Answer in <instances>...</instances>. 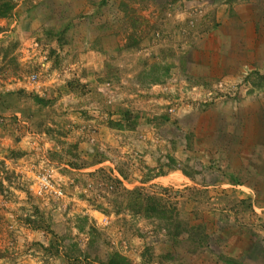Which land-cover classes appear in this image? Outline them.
<instances>
[{
    "label": "rangeland",
    "instance_id": "374dc122",
    "mask_svg": "<svg viewBox=\"0 0 264 264\" xmlns=\"http://www.w3.org/2000/svg\"><path fill=\"white\" fill-rule=\"evenodd\" d=\"M12 2L0 264H264V0ZM39 168L61 195L30 189ZM121 187L168 188L206 247L187 253Z\"/></svg>",
    "mask_w": 264,
    "mask_h": 264
},
{
    "label": "trees",
    "instance_id": "16d2710c",
    "mask_svg": "<svg viewBox=\"0 0 264 264\" xmlns=\"http://www.w3.org/2000/svg\"><path fill=\"white\" fill-rule=\"evenodd\" d=\"M13 6L12 0H0V17L5 16ZM158 192H145L140 187L131 189H120L122 197L129 202L131 210L144 217H152L163 221L165 226H170L175 230L174 236L184 234L180 237L182 243H187V253L205 248L209 240L208 234L203 229V224H188L184 220H179L176 209V199L170 197L168 188L158 187ZM67 264H80L77 256L64 254ZM105 264H130L128 259L118 253H112Z\"/></svg>",
    "mask_w": 264,
    "mask_h": 264
},
{
    "label": "built area",
    "instance_id": "2783aa9c",
    "mask_svg": "<svg viewBox=\"0 0 264 264\" xmlns=\"http://www.w3.org/2000/svg\"><path fill=\"white\" fill-rule=\"evenodd\" d=\"M29 187L37 195L56 196L62 193L61 187L53 181L51 174L45 168H39L33 172Z\"/></svg>",
    "mask_w": 264,
    "mask_h": 264
}]
</instances>
